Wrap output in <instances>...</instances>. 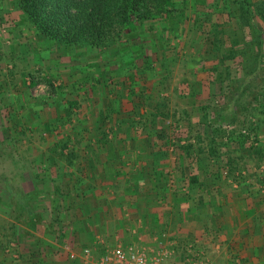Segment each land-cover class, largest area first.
Returning a JSON list of instances; mask_svg holds the SVG:
<instances>
[{"label": "rangeland", "instance_id": "1", "mask_svg": "<svg viewBox=\"0 0 264 264\" xmlns=\"http://www.w3.org/2000/svg\"><path fill=\"white\" fill-rule=\"evenodd\" d=\"M217 1V8L199 7L197 11L209 18L215 11V19L223 24L228 17L223 0ZM187 15L189 18L190 12ZM255 23L264 34V24L260 20ZM192 36L187 26L182 38L159 48V54L150 55L149 61L147 48L138 56L127 54L132 51L124 39L102 50L65 48L37 34L15 0H0V190L9 185L19 192L31 182L46 185L44 189L52 194L65 183L62 179L76 180L77 185L92 178L86 191L104 194L109 203L123 192L124 178L101 180L100 170L89 160L93 154L91 139L110 136L113 129L123 130L120 133L124 135L127 127L148 135L155 126L157 140L165 139L171 143L169 147L177 143L176 150L195 165L190 169L203 171L201 180L196 177L195 182L189 181V193L208 189V194L213 189L217 194L213 186L218 188L228 181L249 192V179L258 182L264 192V37L260 45L250 44L249 57L222 63L219 54L209 52L206 34L197 41ZM121 45L126 50L119 53ZM109 89L111 94L106 93ZM128 91L143 95L135 109V104H106L109 100L120 102ZM230 96L237 99L236 105L221 117L218 111ZM73 102L76 104L71 105ZM111 107L122 109L121 114ZM249 133L256 136L247 139ZM241 136L246 139L238 138ZM252 140L256 142L252 144ZM45 156L49 158L45 160ZM42 161L48 165L45 173L53 178L40 171L44 169ZM155 162L158 167L159 161ZM52 168L54 172H50ZM154 193L159 199L160 191ZM216 194H211L207 209H194L201 219L209 220L205 211L214 210ZM51 213L59 215L55 207ZM16 215L15 224L21 219L19 212ZM103 239L97 237L95 251L106 253L120 245L149 256L167 252L164 261L171 259V250L155 247L148 239L129 243L118 240L113 246ZM185 259L191 264H217L208 256L201 260L188 256L182 264H190Z\"/></svg>", "mask_w": 264, "mask_h": 264}, {"label": "crops", "instance_id": "2", "mask_svg": "<svg viewBox=\"0 0 264 264\" xmlns=\"http://www.w3.org/2000/svg\"><path fill=\"white\" fill-rule=\"evenodd\" d=\"M140 92L128 91L120 102L109 100L106 104H135V109L143 99ZM111 111L121 114L122 109L111 107ZM150 129L148 135L131 127L125 128L124 135L120 133L123 130L113 129L110 136L91 139L93 154L88 159L100 170L101 180L124 178L123 192L109 203L104 194L86 191L92 178L77 185L76 180L62 179L65 183L52 194L44 189L46 185L31 182L19 192L9 185L1 189L0 264H90L104 254L95 251L97 237L112 246L118 240L148 239L153 246L172 251L165 264H182L188 256L199 260L208 256L217 264H264V192L258 182H246L249 192L228 181L213 186L217 194L213 189L208 194V189H198L193 195L187 190L189 181L194 175L200 179L203 171L191 170L195 165L190 159L182 157L176 146L169 147L171 143L165 139L157 140L158 128ZM46 165L44 162L41 172L45 173ZM44 175L53 178L50 173ZM155 190L160 191L159 199ZM211 194H216L215 208L205 211L209 220L201 219L194 209H207ZM52 207L58 216L52 215ZM16 211L21 218L17 224ZM158 227L160 231H156ZM85 249L90 250V256L83 255Z\"/></svg>", "mask_w": 264, "mask_h": 264}, {"label": "trees", "instance_id": "3", "mask_svg": "<svg viewBox=\"0 0 264 264\" xmlns=\"http://www.w3.org/2000/svg\"><path fill=\"white\" fill-rule=\"evenodd\" d=\"M15 2L35 32L54 42L56 46L65 48L79 46L102 50L124 39V44H130L132 51L127 54L138 56L147 48L146 60L150 55L159 54V48H165L171 41L182 38L187 26L188 32L194 34L193 41H197L204 34L209 37V52L219 54L222 63L225 60L235 61L237 57L241 59L249 57L250 44L260 45L264 37L255 23V20H260L264 24V0L254 3L251 0H223L225 16L228 17L223 24L215 19L217 18L215 11L210 18L201 17L200 12L197 11L199 7L209 10L217 8V0L209 2L207 0H15ZM188 12H190L189 18ZM158 29L161 32H157ZM243 44L248 50H245ZM239 45H242V48L236 49ZM124 49L125 47L117 51L121 53ZM130 64L132 62L126 66ZM145 69H149V65ZM235 101L237 102V99L233 96L226 98L224 105L218 111L219 115L223 117L224 113L232 110L236 105ZM252 136L256 134L249 133L247 139H251L249 137ZM238 138L246 139L244 136ZM255 142L256 140L252 144ZM175 146L178 148L179 145L176 143ZM195 179L194 175L190 182H195Z\"/></svg>", "mask_w": 264, "mask_h": 264}, {"label": "built area", "instance_id": "4", "mask_svg": "<svg viewBox=\"0 0 264 264\" xmlns=\"http://www.w3.org/2000/svg\"><path fill=\"white\" fill-rule=\"evenodd\" d=\"M83 255L90 256V250L85 249ZM166 256L167 252L149 256L139 249L118 245L90 264H165Z\"/></svg>", "mask_w": 264, "mask_h": 264}]
</instances>
